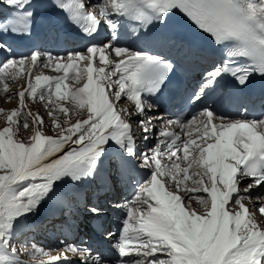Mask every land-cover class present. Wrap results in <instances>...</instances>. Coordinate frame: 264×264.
Instances as JSON below:
<instances>
[{
	"label": "snow or ice",
	"instance_id": "obj_1",
	"mask_svg": "<svg viewBox=\"0 0 264 264\" xmlns=\"http://www.w3.org/2000/svg\"><path fill=\"white\" fill-rule=\"evenodd\" d=\"M178 14L207 36L215 58L184 100L197 110L164 120L155 113L173 102L172 51H184ZM53 16L74 29L81 50L61 55L46 47L60 41L55 25L36 43L39 21ZM19 40L30 42L26 51L15 47ZM257 75L264 79V0H0L6 102L12 85L22 88L19 108L0 109V264H26L22 255L37 264H107L83 242L45 249L18 238L50 202L71 215L84 185L98 181L105 192L121 183L134 189L131 199L111 203L124 210L118 236L102 222L104 204L86 206L99 238L112 242L116 264H264V95L258 113L241 96ZM222 82L229 91L218 94ZM26 95L45 106L54 136ZM224 105L239 108L233 115ZM154 119L162 125L156 144L151 154L138 153L136 131L148 141ZM171 125H195V135L188 131L185 140Z\"/></svg>",
	"mask_w": 264,
	"mask_h": 264
},
{
	"label": "rangeland",
	"instance_id": "obj_2",
	"mask_svg": "<svg viewBox=\"0 0 264 264\" xmlns=\"http://www.w3.org/2000/svg\"><path fill=\"white\" fill-rule=\"evenodd\" d=\"M18 80H19V77H18ZM14 86H16V87H13V85L10 87V90L8 93V94L13 95V99L11 101H7V102L5 100V96L7 94L3 92L2 86L0 87V109H3L5 111V113L10 112L12 109L19 108V100L15 96V93L18 91V89H20L21 86L19 83L15 84ZM25 103L27 105V108L32 112L33 115H35L37 112H39L40 115L44 117L45 125L42 127H43L45 133L47 135L54 136L55 132L57 130L52 128V119L48 116L45 106L43 104H41L38 100L33 101V100L29 99L27 97V95L25 97ZM61 103H63V102H61ZM63 106L69 107L70 109L72 107V105L70 103H65V102L63 103ZM72 119L75 120L76 117L73 115ZM4 120H5V115L0 114V122H2ZM63 120H64V116H63V114H60V121L63 122ZM22 123H23V117L20 118V125L21 126H22ZM2 127H3V124L0 123V128H2ZM30 129H31V125H30V128L28 130L23 131L22 139H29L30 138V136H29ZM137 137L140 138L139 136H137ZM95 185H93V186H95ZM94 190H95V188H94ZM87 197H90V198L93 197V193L87 195ZM192 206L194 208L199 207V205H195L194 200L192 201ZM82 213H84V211ZM63 216H65V215L63 213H61V214L57 215L56 219L49 218L45 222L41 221L35 227H33L31 230L21 229L18 232V238L20 240L26 241L30 244H35L39 248H45V249H49V248L55 249L58 247H62L61 241H66L68 243H74L77 245H80L82 242H83V244H85L84 241H89L88 239L84 238V229L77 230L74 234H72L69 238H67V235H65V233H66L65 229H67V227H62V224L64 222H66L67 218H63ZM43 217H40V218H43ZM123 217H122V219H123ZM122 219L116 220L115 225L112 226L115 230H119ZM36 220H38V218H36ZM55 220H57V221H55ZM80 239H81V241L78 244L77 242ZM109 247L112 248V243H111V245H109ZM110 250H112L115 254L114 249H110ZM56 254L57 253L55 251L51 252L52 256H55ZM115 256H116V254H115ZM107 257L110 258L109 255H107ZM21 259L25 260L26 264H37V262L30 260L27 256H24V255L21 256ZM43 259L46 262L48 257H44ZM112 264H116V261H114Z\"/></svg>",
	"mask_w": 264,
	"mask_h": 264
},
{
	"label": "bare ground",
	"instance_id": "obj_3",
	"mask_svg": "<svg viewBox=\"0 0 264 264\" xmlns=\"http://www.w3.org/2000/svg\"><path fill=\"white\" fill-rule=\"evenodd\" d=\"M94 1H95V0H94ZM61 55H64V54H61ZM43 74H45V75H49V76H57V75H61V76H62V75H63L62 72H61V73H57V72L52 71L51 69H44V70H43ZM74 75H77V71H76L75 69H73V70H69V80L66 81V83H68L70 87L74 86V85L72 84V80H71V77L74 76ZM33 83H35L34 80H33ZM82 83H83V81H82ZM63 103H64V102H63ZM65 103H67V102H65ZM32 131H33V126H31L30 133H31ZM192 134L195 135V126H194V128H193V130H192ZM95 184H96L97 186H96ZM93 185H95V186H93ZM92 186H93V187H92ZM91 187H92V188H95V190L99 191V182L94 183V184H85L84 187L81 189V200L84 199L85 196L91 192V189H90ZM89 189H90V190H89ZM88 190H89V191H88ZM95 190H94V191H95ZM116 191H117V190H113V191H112L111 196H112L113 198H116V197H117ZM133 193H134V190H133ZM109 194H110V193H109ZM102 198H103V197H102ZM106 206H107V205H106ZM106 206H105V215H104V218H103V221H102V222L107 221L108 218H113V217H115V216H118V213H117L116 209L106 211ZM59 209H60V207H59L55 202H50L49 206L46 207V209L44 210V212H43L40 216L37 217L38 220L35 219V221H34L33 223H37V222H39V221H44V220L49 219V218H50L51 216H53V215L55 214V212H56L57 210H59ZM79 215H81V214H79ZM113 215H115V216H113ZM43 216H44V217H43ZM40 217H43V218H40ZM65 231H67V230H65ZM71 233H72V232H70V233L67 232V233H66V235H67L68 238L72 235ZM115 233H119V231H116ZM118 235H119V234H118ZM114 239H115V238H114ZM87 245H90V246L93 248L94 245H95V243H94V241L92 240V241H91L90 243H88ZM99 252L102 254L103 257L105 256V257H104L105 260L108 259L107 255L110 256V253H109L108 251H106L103 247L100 248Z\"/></svg>",
	"mask_w": 264,
	"mask_h": 264
}]
</instances>
